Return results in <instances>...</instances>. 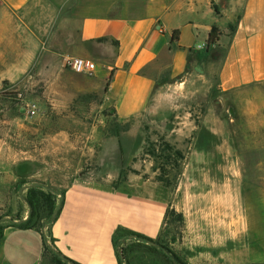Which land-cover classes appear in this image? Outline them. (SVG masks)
<instances>
[{
  "label": "crops",
  "instance_id": "obj_1",
  "mask_svg": "<svg viewBox=\"0 0 264 264\" xmlns=\"http://www.w3.org/2000/svg\"><path fill=\"white\" fill-rule=\"evenodd\" d=\"M46 1L56 2L0 0V22L15 19L23 24L33 9L44 7ZM69 13L79 24L80 56L75 57L96 63L94 76L106 85L104 105L122 122L146 114L161 92L193 81L206 85L208 93L241 92L243 102L250 100L248 94L254 90L256 102L264 98L258 93L264 86V0H74ZM214 29L219 39L209 43ZM200 113L207 118L204 128L219 140H205L199 134L191 141L192 201L199 221L197 226L190 224L188 234L201 228L200 218L207 219V211L217 205L227 228L239 223L240 236L246 238V228L257 229L262 247L264 188H256L252 216L243 197L248 185L243 167L238 191L232 190L225 175L214 190L200 183L208 174L203 172L205 165L231 162L234 128L232 121L225 124L219 120L226 116V110L207 108ZM239 131L247 129L240 126ZM106 144L118 158L119 141ZM40 145L29 142L19 148L16 174L64 192L58 218L49 232L7 228L0 240V264H42L47 238L53 240L55 250L78 264H120L113 242L119 230L159 240L164 236L169 212H185L182 187L167 185L150 158L144 160L149 165L143 164L139 170L132 167L125 174L116 161L100 165L95 177L82 172L72 177L50 158L55 150H44ZM68 145L71 147V142ZM242 154L239 164L248 165L247 156ZM2 163L8 165L9 158ZM63 181L67 184H61ZM237 203L239 214L234 218Z\"/></svg>",
  "mask_w": 264,
  "mask_h": 264
},
{
  "label": "rangeland",
  "instance_id": "obj_2",
  "mask_svg": "<svg viewBox=\"0 0 264 264\" xmlns=\"http://www.w3.org/2000/svg\"><path fill=\"white\" fill-rule=\"evenodd\" d=\"M55 1L33 9L23 24L15 19L0 22V240L12 220L21 221L25 216L26 221L29 219L28 186L39 182L17 176L15 154L29 142H41L40 148L55 150L50 158L65 169L66 176L82 172L95 177L100 165L116 161L125 174L132 167L139 170L143 164L149 165L144 160L150 158L153 169L167 185L182 187L185 212L170 211L164 236L150 244L157 250L145 249L137 239H128L124 244L129 248L131 264H170L162 247L186 264H264V246L258 244L261 238H257V229L248 227L244 230L247 238L241 237L239 223L227 228L217 205L207 211V219L200 218L202 227L188 234L190 224L197 226L199 221L192 201L191 141L199 134L205 140H219L204 128L207 118L200 113L202 109L226 110V116L219 120L225 124L232 121L234 128L231 162L205 165L207 180L203 175L200 183L214 190L225 175L231 180L232 190L238 191L243 167L248 184L243 197L255 215L256 188H264V86L258 90L263 98L258 102L254 89L248 94L250 100L243 102L241 92L208 93L207 86L199 81L173 86L156 96L146 114L122 122L104 105L105 83L94 75L71 70L69 60L80 56L79 24L69 13L74 0ZM255 109L257 112H250ZM240 126L247 132L240 133ZM110 140L119 141L118 158L106 144ZM242 153L248 165L239 164ZM6 157L8 165L2 163ZM59 200L58 195L57 206ZM236 207L234 218L238 217L239 203ZM42 264H52L50 254Z\"/></svg>",
  "mask_w": 264,
  "mask_h": 264
},
{
  "label": "trees",
  "instance_id": "obj_3",
  "mask_svg": "<svg viewBox=\"0 0 264 264\" xmlns=\"http://www.w3.org/2000/svg\"><path fill=\"white\" fill-rule=\"evenodd\" d=\"M219 36L220 34L218 33V30L214 29L211 33L209 43H215L219 39ZM55 192H60L62 193V195L64 194L63 191H58L57 189L51 187H29L26 202L30 207V217L23 224H12L11 227L38 228L43 232H49L50 226L57 220L59 214L58 212L57 216L54 217V214L58 208V195ZM43 211H46V214H44L45 212ZM128 239H137L139 241H142V245L145 249L157 250L155 247L150 246V243H153L154 240L146 238L134 232L119 230L114 236L113 242L118 252L120 264H131L132 262L128 251L129 248L124 247V244ZM53 244V240L47 238V242L45 244L44 258L48 254H50L52 264H78L64 257L59 251L55 250ZM50 245H52L51 249ZM162 249L165 250V252L163 253L166 256L167 260L170 262V264H186L173 251L163 247Z\"/></svg>",
  "mask_w": 264,
  "mask_h": 264
},
{
  "label": "built area",
  "instance_id": "obj_4",
  "mask_svg": "<svg viewBox=\"0 0 264 264\" xmlns=\"http://www.w3.org/2000/svg\"><path fill=\"white\" fill-rule=\"evenodd\" d=\"M71 70L79 75L93 76L97 70V65L89 59L73 57L69 60Z\"/></svg>",
  "mask_w": 264,
  "mask_h": 264
},
{
  "label": "water",
  "instance_id": "obj_5",
  "mask_svg": "<svg viewBox=\"0 0 264 264\" xmlns=\"http://www.w3.org/2000/svg\"><path fill=\"white\" fill-rule=\"evenodd\" d=\"M29 187H44V188H48L47 186H45V185H43V184H41L40 182H33L32 184H31V186H29ZM21 192H22V190H21ZM57 195H59L60 196V198H62V193H60V192H55ZM59 209H60V203H59V205H58V208H57V210H56V212H55V214H54V217L55 216H57V214H58V212H59ZM26 221V219L25 220H21V221H11L13 224H16V225H21V224H23L24 222ZM151 245H153V243H150Z\"/></svg>",
  "mask_w": 264,
  "mask_h": 264
}]
</instances>
